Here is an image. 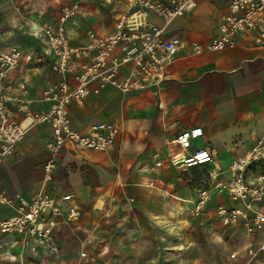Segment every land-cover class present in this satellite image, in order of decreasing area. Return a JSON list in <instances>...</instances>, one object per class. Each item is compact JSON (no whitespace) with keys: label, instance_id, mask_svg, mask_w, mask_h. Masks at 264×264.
Masks as SVG:
<instances>
[{"label":"crops","instance_id":"0c3cea01","mask_svg":"<svg viewBox=\"0 0 264 264\" xmlns=\"http://www.w3.org/2000/svg\"><path fill=\"white\" fill-rule=\"evenodd\" d=\"M79 1L83 3L82 15L88 12L87 8L92 2L96 7L95 12L107 11L114 19L109 6H99L95 0ZM1 4L19 8L18 0ZM59 5L52 6L51 11L54 10V13L50 15L37 5V12L29 16L28 26L34 27L36 23L54 18ZM226 9L224 0H198L195 10L175 18L166 33L178 34L187 43L204 45L214 34L217 15ZM152 18L160 23L158 18ZM6 20L11 25V18ZM6 20L0 19V52L14 43L41 56L39 60L34 57L29 61L23 60L13 72V77L15 82H25L29 96L33 99L31 108H44L42 90L56 79L50 70L48 57L28 32H22L25 37L23 40L15 24L4 27ZM76 26L67 23L69 38L73 43H84L85 30L91 27L73 32ZM112 29L113 26L108 31L93 30L108 33ZM186 51L181 50L177 59L167 67L169 78L158 94L153 90L126 94L107 85L97 93L90 94L83 104L72 103L69 108L72 125L80 130H86L92 123L102 120H112L119 127H126L128 122L135 124L145 117L153 119L155 124L149 131L146 147L147 151L155 149L150 183H108L109 178L114 176V167L120 164L124 156L121 136L105 151L88 149L76 154L62 152L48 185L54 192H70L74 195L82 209L79 224L76 227L65 226L57 232V252L42 246L31 250L22 248L20 244H10L0 252L15 254L16 257L9 260L0 254V264H160L156 258V242L159 241L156 219L169 211L166 205L171 192L153 182L166 177L165 172H171L175 183L181 182L184 188H189V197L174 196L182 203L179 208L185 207L192 211L198 187H189L188 183L192 182L197 170H201V175L197 173L200 182H203L200 187H208L210 191L204 212L209 214L206 219L210 220L213 229L211 239L225 248L224 256L227 261L230 260L228 254L240 237L233 239V235L227 234L224 241L219 240L217 230L220 226L213 218L212 211L219 203L230 204V200L215 189L214 184L227 176V168L233 159L244 156L257 139L264 137V46H256L245 38L235 47L222 51L192 56H186ZM192 126H201L203 136L193 141L190 150L209 147L214 152V162L193 167L187 175L178 176L167 158L170 152L182 150L170 141L179 131ZM48 135L46 124L27 131L17 149L0 163V189L28 195L43 187L41 166L47 157L45 141ZM65 159L80 161L77 165L67 163L63 170L60 165ZM207 166H210L207 171L216 174V178H211L208 172H202ZM12 214L10 207L0 205V219ZM179 249L181 254L185 253L184 247ZM216 254L220 255V252L215 251L212 257ZM262 256L264 254L253 260L256 262ZM184 258L178 259L179 262L193 264L192 258L196 257L190 260Z\"/></svg>","mask_w":264,"mask_h":264},{"label":"built area","instance_id":"2783aa9c","mask_svg":"<svg viewBox=\"0 0 264 264\" xmlns=\"http://www.w3.org/2000/svg\"><path fill=\"white\" fill-rule=\"evenodd\" d=\"M95 1L99 6L110 7L113 29L101 33L87 28L84 43L71 42L66 28L67 23L77 25L76 18L83 14L79 0L60 4L54 18L29 27L28 34L42 46L56 78L42 90L44 108L32 109L33 99L25 82H15L13 77L23 60H39L41 56L14 43L0 52V163L17 149L30 128L40 124L49 128L45 141L47 157L41 166L43 187L28 195L0 189V205L13 210L11 216L0 219V251L10 244H20L24 249L42 246L57 252V232L65 226L76 227L81 220L82 209L74 195L54 192L48 185L58 157L62 152L105 151L115 144L121 128L112 120L97 121L86 130L74 127L69 109L72 103L83 104L90 94L107 85L126 94L146 90L158 94L169 78L167 67L183 49L187 50L186 56L222 51L245 38L256 46H264V0H224L227 9L217 15L214 34L204 45L187 43L178 34L166 33L175 18L195 10L198 0ZM201 136L202 127L192 126L179 131L170 141L182 150L170 152L167 158L178 176L214 162V152L209 147L190 150L193 141ZM262 158L264 137L257 139L244 156L233 159L227 176L214 184L230 200V204L219 203L212 211L220 226L219 240L224 241L227 234L233 239L240 237L228 254L230 260L243 258L248 263L264 254V167L259 165ZM212 173L208 172L216 178ZM209 198L208 187L197 189L192 212L200 218V224ZM3 255L9 260L16 257L7 252Z\"/></svg>","mask_w":264,"mask_h":264},{"label":"rangeland","instance_id":"374dc122","mask_svg":"<svg viewBox=\"0 0 264 264\" xmlns=\"http://www.w3.org/2000/svg\"><path fill=\"white\" fill-rule=\"evenodd\" d=\"M70 2L72 0H18L19 8H10L6 5H0V19L11 18L12 23L15 28L18 30L19 35L24 40L25 37L22 35V32H28L29 26L27 21L30 14H34L36 11V6L40 5V8L43 7L45 13L48 15L54 13V10L51 11L52 6L62 4L64 2ZM95 4L91 2L90 6L87 8L88 12L85 15H80L76 18V27H72L75 32L83 30L84 27H91L98 31L106 30L108 31L112 28L114 19L111 17L110 13L107 11L98 13L95 12ZM18 17L16 20L15 18ZM2 23V22H1ZM6 26L10 27L8 21H4ZM69 30L71 28L69 27ZM155 124V121L149 117H145L144 120L138 121L135 124L128 122L126 127L121 126V136L120 140L123 141L124 152L120 164L115 168L114 176L109 178V184L117 185H138V184H149L150 177L153 175V155L155 149L152 151H147L148 148V134L151 128ZM147 147V148H146ZM144 153V154H142ZM142 154V155H141ZM80 160L76 159H65V162L60 165L64 170L66 169L67 163L77 165ZM259 165L264 167V160H260ZM59 167V168H60ZM210 169V166L202 169V172L206 173ZM197 173L201 175V170H197L193 174V179L189 184V187H200L199 177ZM164 174V173H160ZM166 177L158 178L156 183L162 185V187L167 188L171 192V198L166 205L167 210L161 216H158L156 219V258L157 263L160 264H183L180 263L178 259L185 257L187 260H190L192 257L193 264H264V256L258 258L256 262L246 260H226L224 256L225 248L220 243L212 241V228L210 220L206 219L209 217L207 212L202 214L204 218L203 224H200V218L195 216L192 211L186 209L185 207L179 208V200L175 197H189V188H184L183 183L174 182V176L171 172H165ZM175 196V197H174ZM204 216V217H203ZM184 247L185 253L181 254L179 248ZM179 249V250H178ZM219 251V254H216L215 257H212L215 251ZM184 258V259H185ZM213 258V259H212ZM221 258V259H220ZM227 261V262H226ZM218 262V263H217Z\"/></svg>","mask_w":264,"mask_h":264}]
</instances>
